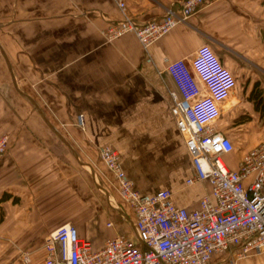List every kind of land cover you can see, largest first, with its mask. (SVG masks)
Returning <instances> with one entry per match:
<instances>
[{
  "label": "crops",
  "instance_id": "0c3cea01",
  "mask_svg": "<svg viewBox=\"0 0 264 264\" xmlns=\"http://www.w3.org/2000/svg\"><path fill=\"white\" fill-rule=\"evenodd\" d=\"M125 2L0 0V264H45L44 235L65 222L95 248L118 233L136 238L135 213L100 158L105 143L141 193L168 188L177 205H198L210 185L186 182L194 165L166 67L203 42L239 83L217 122L235 142L229 166L264 141V0H205L147 46L133 31L111 40L104 31L125 14L159 18L181 0Z\"/></svg>",
  "mask_w": 264,
  "mask_h": 264
},
{
  "label": "built area",
  "instance_id": "2783aa9c",
  "mask_svg": "<svg viewBox=\"0 0 264 264\" xmlns=\"http://www.w3.org/2000/svg\"><path fill=\"white\" fill-rule=\"evenodd\" d=\"M116 1L126 9L125 0ZM204 1L181 0L178 9L168 6L162 16L143 23L125 14L104 34L111 40L133 31L147 46ZM166 69L174 82L171 110L194 165L186 182L206 180L210 191L193 208L177 205L168 188L143 194L126 174L118 149L105 143L100 158L135 213L136 238L118 233L95 248L76 224L65 222L45 237V264H239L248 253L264 248V141L248 149L232 168L225 155L235 142L217 127L225 104L238 90L236 75L208 42L190 57L170 60ZM77 123L84 125L83 113H78ZM7 143L8 137L1 136L0 155Z\"/></svg>",
  "mask_w": 264,
  "mask_h": 264
},
{
  "label": "rangeland",
  "instance_id": "374dc122",
  "mask_svg": "<svg viewBox=\"0 0 264 264\" xmlns=\"http://www.w3.org/2000/svg\"><path fill=\"white\" fill-rule=\"evenodd\" d=\"M237 84H238V86H239V83H238V81H237ZM239 88V87H238ZM228 103V102H227ZM228 107V104H225V108H227ZM225 112H226V109H225ZM222 117H223V115H222ZM224 117H225V121H227V116L226 115H224ZM223 121V120H222ZM259 123V122H258ZM237 144V143H236ZM48 234V233H47ZM47 234H45L44 235V243H45V237H46V235ZM264 256V248L261 250V251H252V252H250V253H248V255H246L245 257H247V256ZM242 258H244V257H242ZM241 258V259H242Z\"/></svg>",
  "mask_w": 264,
  "mask_h": 264
}]
</instances>
